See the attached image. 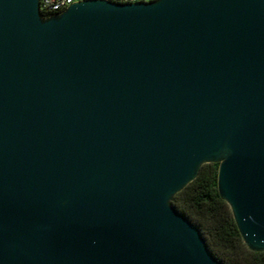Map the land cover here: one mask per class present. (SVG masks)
I'll list each match as a JSON object with an SVG mask.
<instances>
[{
	"label": "water",
	"instance_id": "95a60500",
	"mask_svg": "<svg viewBox=\"0 0 264 264\" xmlns=\"http://www.w3.org/2000/svg\"><path fill=\"white\" fill-rule=\"evenodd\" d=\"M206 164L264 252V0H0V264H226Z\"/></svg>",
	"mask_w": 264,
	"mask_h": 264
},
{
	"label": "trees",
	"instance_id": "16d2710c",
	"mask_svg": "<svg viewBox=\"0 0 264 264\" xmlns=\"http://www.w3.org/2000/svg\"><path fill=\"white\" fill-rule=\"evenodd\" d=\"M218 164H206L174 198V206L198 227L212 253L226 264H264V252L244 243L229 205L218 191Z\"/></svg>",
	"mask_w": 264,
	"mask_h": 264
},
{
	"label": "built area",
	"instance_id": "2783aa9c",
	"mask_svg": "<svg viewBox=\"0 0 264 264\" xmlns=\"http://www.w3.org/2000/svg\"><path fill=\"white\" fill-rule=\"evenodd\" d=\"M84 0H40V9L44 16H49L54 13H60L66 10L71 5ZM116 3H151L157 0H110Z\"/></svg>",
	"mask_w": 264,
	"mask_h": 264
}]
</instances>
